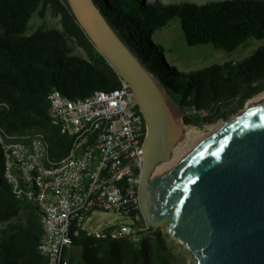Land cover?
<instances>
[{
  "label": "trees",
  "instance_id": "obj_1",
  "mask_svg": "<svg viewBox=\"0 0 264 264\" xmlns=\"http://www.w3.org/2000/svg\"><path fill=\"white\" fill-rule=\"evenodd\" d=\"M118 36L163 85L187 125L227 118L264 91V43L235 62L213 63L192 72L170 66L152 34L176 16L188 45L234 50L250 38L264 40V0H94ZM58 15V26L27 32L34 12ZM79 49V53L75 50ZM120 77L87 36L67 0H0V133L40 132L50 156L63 155L69 137L51 122L52 91L82 98L119 85ZM39 206L18 195L5 176L0 143V264H47L38 249ZM167 232L155 228L138 242L126 237L79 234L68 264H191L194 259ZM81 247V260L72 249Z\"/></svg>",
  "mask_w": 264,
  "mask_h": 264
},
{
  "label": "water",
  "instance_id": "obj_2",
  "mask_svg": "<svg viewBox=\"0 0 264 264\" xmlns=\"http://www.w3.org/2000/svg\"><path fill=\"white\" fill-rule=\"evenodd\" d=\"M67 2L95 47L129 84L143 114L138 200L147 221L164 226L190 252L193 264H264V98L222 118L218 128L170 164L166 147L179 142L180 123L163 85L94 0Z\"/></svg>",
  "mask_w": 264,
  "mask_h": 264
},
{
  "label": "built area",
  "instance_id": "obj_3",
  "mask_svg": "<svg viewBox=\"0 0 264 264\" xmlns=\"http://www.w3.org/2000/svg\"><path fill=\"white\" fill-rule=\"evenodd\" d=\"M49 99L51 122L69 137L63 155L50 156L40 132L0 133L6 178L18 195L34 198L39 206L38 249L47 264H68L79 234L138 242L160 228L139 207L146 127L129 84L120 77L117 87L86 97L72 99L54 90ZM100 212L118 218L101 223Z\"/></svg>",
  "mask_w": 264,
  "mask_h": 264
},
{
  "label": "rangeland",
  "instance_id": "obj_4",
  "mask_svg": "<svg viewBox=\"0 0 264 264\" xmlns=\"http://www.w3.org/2000/svg\"><path fill=\"white\" fill-rule=\"evenodd\" d=\"M163 3H173V2H195V3H205L210 0H159ZM58 15L52 14L48 11L44 15H40L38 12H34L28 22L27 32H32L39 27H52L58 26ZM152 40L156 46H158L162 54L164 55L166 61L170 66L175 67L181 72H192L199 68H204L213 63H223L229 61H237L250 55L253 50L264 43V40H259L255 38L248 39L245 43L239 45L234 50L227 51L223 49H217L211 44H197L188 45L185 41L183 32L181 30L179 18L174 16L169 22L156 30L152 34ZM79 53V49L75 50ZM166 101L169 108L176 119L177 122L182 126V113L179 110L177 104L166 95ZM246 103V102H245ZM245 105V104H244ZM221 122V119L213 123H204L200 126L186 125L184 127H195L201 132L207 131L210 127ZM182 127V128H184ZM207 129V130H206ZM29 186L31 183L28 184ZM98 222L104 223L115 222L118 216L113 212H100L97 214ZM163 232H167L164 226H159ZM170 236V235H169ZM170 238H172L170 236ZM173 239V238H172ZM174 244H181L175 239H173ZM182 245V244H181ZM183 246V245H182ZM184 247V246H183ZM74 256L77 260H81V247L75 246L72 249ZM193 264V263H191Z\"/></svg>",
  "mask_w": 264,
  "mask_h": 264
},
{
  "label": "bare ground",
  "instance_id": "obj_5",
  "mask_svg": "<svg viewBox=\"0 0 264 264\" xmlns=\"http://www.w3.org/2000/svg\"><path fill=\"white\" fill-rule=\"evenodd\" d=\"M262 98H264V91L248 99L245 103L246 108L256 103ZM221 124L222 122L210 127L208 130L206 129L207 131L205 132H201L198 128H195V127H184L186 125L182 124V126H180L179 142L175 143L174 145H168L166 147V149L169 150V153H170L169 155L170 164L174 161L179 160L185 151L189 150L194 145L199 143L201 140L207 137L210 133H212L216 128H218Z\"/></svg>",
  "mask_w": 264,
  "mask_h": 264
}]
</instances>
